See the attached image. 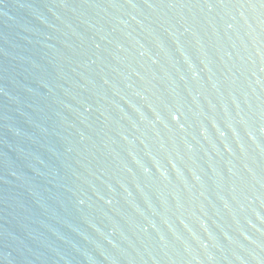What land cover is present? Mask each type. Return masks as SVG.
<instances>
[{"label":"water","instance_id":"water-1","mask_svg":"<svg viewBox=\"0 0 264 264\" xmlns=\"http://www.w3.org/2000/svg\"><path fill=\"white\" fill-rule=\"evenodd\" d=\"M0 264H264V0H0Z\"/></svg>","mask_w":264,"mask_h":264}]
</instances>
